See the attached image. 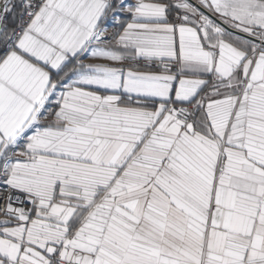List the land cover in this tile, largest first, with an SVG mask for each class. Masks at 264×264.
<instances>
[{"label": "snow or ice", "instance_id": "obj_1", "mask_svg": "<svg viewBox=\"0 0 264 264\" xmlns=\"http://www.w3.org/2000/svg\"><path fill=\"white\" fill-rule=\"evenodd\" d=\"M0 264H264V0H0Z\"/></svg>", "mask_w": 264, "mask_h": 264}]
</instances>
